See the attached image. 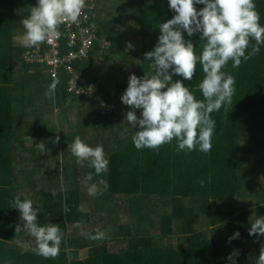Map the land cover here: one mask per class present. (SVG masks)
<instances>
[{
  "label": "trees",
  "instance_id": "1",
  "mask_svg": "<svg viewBox=\"0 0 264 264\" xmlns=\"http://www.w3.org/2000/svg\"><path fill=\"white\" fill-rule=\"evenodd\" d=\"M36 3L0 0V264H254L264 247V236L249 235L253 223L249 210L255 219L264 217V199L246 192L255 188V171L249 169L248 161H242L240 149L244 139L255 145L257 153L264 146V45L259 55L238 68L229 61L222 69L234 76L236 90L231 104L211 114L216 130L209 153L177 152L175 141L158 150H137L132 144L137 129L125 120L132 109L123 105L120 97L131 74H151L144 54L153 50L160 23L171 19L174 12L168 0H139L131 9L133 14L129 12L136 20L126 28L118 27L121 20L116 15L113 23L98 18V39H107L109 48L101 52L96 44L88 60L75 62V69L94 81L96 92L81 97L70 95L63 73L51 98L62 114L72 110L76 101H86L102 126L105 121L97 94L117 103L110 124L122 123L121 127L98 131L92 137L95 143L85 142L92 147L103 145L109 160L107 171L96 176L87 162L83 166L75 162L68 144L62 146L65 164L51 157L48 147L45 151L34 147L45 142L37 129L43 131L48 122L23 126L26 110L37 102L36 92H48L57 81L46 72V66L33 65L24 58L21 21ZM255 3L264 26V0ZM195 7L199 10L203 5ZM134 25L138 39L128 49L125 45L132 38L124 43L118 38L122 31L133 36ZM185 39L202 49L199 34L189 38L185 33ZM112 53H125L136 63L131 68L123 63L121 72L112 73L113 68L109 73ZM203 75L197 65L193 80L184 82L197 99H203L198 89ZM176 79L181 78L174 76ZM32 94L35 99L30 98ZM136 113L139 118L140 110ZM90 172L94 178L86 183ZM90 183L98 184L99 193L91 208L82 200L83 195L86 199L90 196ZM17 195L31 199L40 209L41 225L50 222L60 226L63 241L58 256L42 257L35 250V238L31 239L26 231L16 232L19 212L13 209L12 201ZM114 198L119 200L116 217L108 210ZM96 229L106 232L104 239L90 240L81 235L85 231L94 234ZM236 232L239 238L229 241ZM233 252L237 255L229 260Z\"/></svg>",
  "mask_w": 264,
  "mask_h": 264
},
{
  "label": "clouds",
  "instance_id": "2",
  "mask_svg": "<svg viewBox=\"0 0 264 264\" xmlns=\"http://www.w3.org/2000/svg\"><path fill=\"white\" fill-rule=\"evenodd\" d=\"M196 5L203 7L197 10ZM85 7L86 0H37L28 17L21 21L23 46L38 47L44 42L59 40L62 36L60 25L79 23ZM168 7L174 12L173 17L160 23L153 50L144 54L151 74L145 73L143 77L131 74L120 97L121 103L132 109L126 113L125 120L133 130L137 129L132 135V144L137 150H158L175 141L177 152L207 154L212 149L216 130V121L211 114L231 104L236 90L234 76L222 69L229 61L233 68H238L242 62L260 54L264 45V26L260 23L255 0H168ZM185 33L189 38L199 34L202 49L200 46L194 48L192 40L185 39ZM197 65L204 74L198 84L203 99H197L194 91L184 83L193 80ZM174 76L181 79L174 81ZM58 83L57 80L49 86L46 92L49 98L54 96ZM136 110H140L139 118ZM34 147L47 150L44 142ZM67 149L78 165L87 162L96 176L107 171L109 160L103 145L92 147L76 136ZM94 174L90 172L85 182L92 181ZM200 184L203 186L204 180ZM87 190L90 196L99 194L97 183L88 184ZM12 204L19 212L16 232L26 231L34 237L35 250L42 257L58 256L63 241L60 226L50 222L41 225L38 222L40 209L33 206L31 199H21L17 195ZM248 232L250 236H264V217L255 219ZM81 235L98 241L105 238L106 232L96 229L94 234L85 231ZM239 236L236 232L229 241ZM236 255L231 253L228 259L232 260ZM254 264H264V247Z\"/></svg>",
  "mask_w": 264,
  "mask_h": 264
},
{
  "label": "built area",
  "instance_id": "3",
  "mask_svg": "<svg viewBox=\"0 0 264 264\" xmlns=\"http://www.w3.org/2000/svg\"><path fill=\"white\" fill-rule=\"evenodd\" d=\"M95 0H86V7L77 24H62L59 30L62 36L51 43L44 42L38 47H25L24 58L33 65L46 66V72L53 80L61 74L67 77V92L81 97L93 93L96 84L85 74L75 69L76 61L88 60L98 40V19L94 10ZM101 52L107 50L109 42L103 38L99 41ZM90 86L92 89L89 90Z\"/></svg>",
  "mask_w": 264,
  "mask_h": 264
},
{
  "label": "rangeland",
  "instance_id": "4",
  "mask_svg": "<svg viewBox=\"0 0 264 264\" xmlns=\"http://www.w3.org/2000/svg\"><path fill=\"white\" fill-rule=\"evenodd\" d=\"M139 0H131L128 2V0H116L114 2V0H95L94 1V12L96 13L97 17L100 19H104V20H109L112 23L115 22L114 19V15L117 16V18H120L121 22L118 23V27H123L126 28L128 25L130 26V24L132 25V23L134 22V18H132V15L130 13H132L131 9H133L135 6H137V2ZM100 9L101 12H98V10ZM130 12V13H129ZM133 14V13H132ZM98 20V21H99ZM137 29L135 28L134 25V32H133V36L129 37V34L127 33V31H122L120 32V36L118 38V42L120 43H124L126 41L129 40V38L131 39V43H127L125 46L128 47V49H130L131 47H133L136 42H137ZM20 41V40H19ZM129 44H131V47H129ZM112 45H114V43L112 42ZM116 55V56H115ZM125 63L129 68H131L132 66H134V64L136 63L133 60H128L127 59V55L125 53H122L121 55L119 54H114L112 53V59H111V64L109 65L110 69H109V73L112 72V69L114 68V72L112 73H117V71L121 72V66L122 64ZM103 65V64H101ZM106 80V78H105ZM104 80V81H105ZM108 80H110L112 83H114V80L111 78H108ZM101 115L105 121V126H102L101 120L100 118H97L96 115L94 114H90L87 115V117H91L90 118V124H91V132L84 134V138L86 141L91 142V143H95V141L92 140V137H95L96 133L98 131L102 130L105 131L106 129H114L116 127H121L122 123H111L110 124V120L112 115L114 114V112H101ZM118 122L121 119H117ZM99 126V127H98ZM245 125L243 124V127ZM49 127V128H48ZM48 127H44V130L42 131L40 128L37 129V133H42L43 139H45V145L46 147L49 146H53V144L55 143V138H56V130H53L52 127L48 126ZM97 130L93 131V128H97ZM50 129V130H49ZM44 133H50L49 136H46ZM263 133V132H262ZM73 137V135H70L68 137V139L70 140ZM244 139V138H243ZM39 141L42 140L38 139ZM63 146V141L59 144V148L61 149ZM255 145L248 143L244 140H241V149H240V158H242V161H248V163L250 164V168L254 170V174H252V177L254 178V184H255V188L250 189L249 191L246 192H250V193H254L256 196L259 195L257 198L259 200H263L264 199V146H261L262 149L258 148V153H257V148L255 150L254 148ZM55 154V153H54ZM55 158H56V154H55ZM263 162V163H261ZM261 163V164H259ZM242 171V170H241ZM249 177L251 178V175L249 174ZM247 179L246 176H243V180ZM96 200H98V198H96ZM101 202V201H99ZM119 200L117 198H114V201L111 202L112 207H108V210L111 211L112 210V214L114 217L118 216V204ZM122 214V213H121ZM249 215L252 219V221H255V218L253 217V212L249 210ZM119 218H120V213H119ZM34 238L31 236V239Z\"/></svg>",
  "mask_w": 264,
  "mask_h": 264
},
{
  "label": "crops",
  "instance_id": "5",
  "mask_svg": "<svg viewBox=\"0 0 264 264\" xmlns=\"http://www.w3.org/2000/svg\"><path fill=\"white\" fill-rule=\"evenodd\" d=\"M36 93L37 102L32 103L33 107L26 110V122L23 123V126L28 127L35 123L43 125L48 122V126L57 131L55 143L53 146L48 147L51 157L65 164L66 156L63 155V149L59 148V144L63 141L64 144L69 145L76 136H79L84 142H88L83 136L84 134L91 132V124L89 122L91 117H87V115L97 114L89 108V104L86 103V101H76V105L73 106L72 110L62 114V110L55 106L53 99L49 98L45 92ZM30 98L35 99V94H32ZM93 129L95 130L96 128ZM70 135H73L72 140H69L68 138L66 139V137H69ZM57 137H59L58 142ZM54 153L56 154V158ZM51 161L53 164H57L56 161L52 159ZM48 162H50V160ZM33 165L32 162V166ZM37 173L40 174L38 171ZM84 196L85 195H83L82 200L88 204L89 208L95 205L96 197L89 196L86 199Z\"/></svg>",
  "mask_w": 264,
  "mask_h": 264
},
{
  "label": "bare ground",
  "instance_id": "6",
  "mask_svg": "<svg viewBox=\"0 0 264 264\" xmlns=\"http://www.w3.org/2000/svg\"><path fill=\"white\" fill-rule=\"evenodd\" d=\"M99 43V39L97 40V43ZM99 45V44H98ZM77 70V69H76ZM80 71V70H78ZM83 74H85L83 71H81ZM86 75V74H85ZM87 76V75H86ZM88 77V76H87ZM92 82H94L90 77H88ZM97 90V88H96ZM96 90L93 92L95 93ZM93 93H89V94H86V95H83V96H87V95H90V94H93ZM96 100H97V103L99 105V108H100V112H116L118 110V105L116 102H108L107 100H105L101 95L97 94L96 96ZM103 115V114H101Z\"/></svg>",
  "mask_w": 264,
  "mask_h": 264
}]
</instances>
